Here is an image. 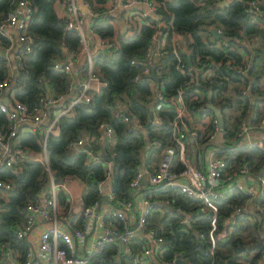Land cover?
Returning <instances> with one entry per match:
<instances>
[{
    "label": "trees",
    "instance_id": "trees-1",
    "mask_svg": "<svg viewBox=\"0 0 264 264\" xmlns=\"http://www.w3.org/2000/svg\"><path fill=\"white\" fill-rule=\"evenodd\" d=\"M15 1L0 0V21L15 8ZM29 1L31 49L20 53L18 60L0 53V96L8 88L11 103L18 101L27 111L34 112L44 96L63 95L68 102L71 82H78L86 75L88 59L84 54L69 72L63 68L65 56L76 55L80 48L77 31L66 28L58 10L65 0ZM87 1L90 28L98 36L114 42L113 46L97 49L92 54L93 71L101 83L92 91L89 101L76 103L72 115L59 118L57 133L47 135L48 167L26 157L21 159L16 172L0 166V178L12 181L7 198H0V241L7 240L15 250L24 252L27 242L17 237L15 230L24 219L26 205L37 201L47 190L50 174L56 183L76 178L83 186L81 209L76 212L69 211L67 194L61 188L57 191L56 213L71 215L70 227L81 224L82 212L88 204L95 201L102 204L107 200L100 184L109 179L115 196L112 202L117 207L138 194L157 203L148 211L147 224L155 227L166 240L162 261L180 255L184 264H260L264 259V188L251 196L228 177L243 166L251 175L264 177V140L261 146H251L234 144L229 139L237 135L243 123L257 127L264 118V0H257L260 10L255 18L246 10L249 0H228L222 5L221 0H153L158 4L160 19L165 22L158 35L164 37L163 45L154 38L158 20L146 18L122 31L118 16L106 11L107 0ZM213 27L221 29V37L212 36ZM173 32L181 38L189 37L184 42L177 41L176 50ZM244 39L246 43L242 42ZM218 40L226 44L217 45ZM8 43L9 39L0 34V50ZM188 56L193 76L177 68L179 61L188 65ZM8 57L14 69L7 80ZM228 61L246 62V73L236 72ZM145 66L149 70L154 67L159 79L142 73ZM207 69L212 73L210 77ZM154 83L168 97L182 89L185 118L197 132L186 143L189 159L192 148L200 150L210 142L208 134L215 115L207 105L209 99L221 109L224 144L216 148V154L224 157L223 176L228 187L215 199V223L218 230L225 229L227 234L215 240L212 250L209 240L212 211L200 210L201 199L188 196L177 187H156L148 181L137 187L130 185L141 168L153 172L161 150L174 144L170 127L174 110L168 102L153 110ZM63 103L50 107V117ZM125 114L132 117L125 121ZM153 114L158 116L156 122H150ZM133 118L139 126H134ZM101 122L112 127V144L106 142ZM8 125L7 116L0 111V127L6 131ZM42 130L43 127L19 131L9 143L12 147L40 150ZM79 138L88 141L91 155L71 146ZM155 140L160 144L153 143ZM105 155L112 157L110 163ZM183 167L175 155L172 169L178 172ZM249 199L253 211L244 210ZM237 207L243 210L236 212ZM188 216L190 223H183ZM110 218L123 229L118 217ZM145 242L133 238L130 251L121 250L114 242L106 243L99 252L89 255L87 264H144L136 262L134 255Z\"/></svg>",
    "mask_w": 264,
    "mask_h": 264
},
{
    "label": "built area",
    "instance_id": "built-area-1",
    "mask_svg": "<svg viewBox=\"0 0 264 264\" xmlns=\"http://www.w3.org/2000/svg\"><path fill=\"white\" fill-rule=\"evenodd\" d=\"M106 11L110 14H115L121 11L123 24L122 31L131 28L137 24V21L143 22L146 18H153L157 23V36L156 40L162 45L164 44V37L159 38L161 33L160 27H165V22L160 19L158 13V4L153 0H107ZM222 1V0H221ZM224 4L228 0H223ZM15 8L0 21V34L9 39V43L1 50L4 51V56H9L12 59L18 60L20 53L29 51L33 38L28 30V22L31 16L32 8L29 0H16ZM259 1L249 0L248 7L253 13V18L257 17L259 9ZM61 16L64 18L66 28L74 29L79 35L80 48L76 55L65 56L63 68L69 72L72 66L77 63L79 57L86 55L88 59V69L86 75L78 82L73 80L71 82L69 93L71 99L65 102V96L59 97L44 96L40 100V106L34 112L27 111L20 102L4 103L0 99V111L5 113L8 118V129L4 131L0 127V166H5L12 171L16 172L20 169V161L22 158H31L39 160L48 167V157L46 152V137L52 132L58 130V120L61 116H70L74 113V105L79 102H87L90 100L92 91L97 89L101 81L97 74L93 71L92 54L96 50H91L89 40L91 37L95 38L97 49H104L113 46L114 42L109 38L98 36L90 28L89 14L90 7L87 0H65L61 4ZM87 22V24H86ZM138 22V23H139ZM16 26L18 29L16 37L12 33V28ZM120 26V25H119ZM218 32L222 31L216 28ZM181 39V35L177 32L172 33V43L176 50V43ZM242 42L246 43L247 40ZM226 42L218 40L217 45ZM21 46V49L19 47ZM0 50V51H1ZM7 58V66L9 74L7 80L13 74V66L11 59ZM245 60V59H244ZM247 61V60H245ZM248 62V61H247ZM232 68L241 74L246 73V62L234 63L228 61ZM56 67L60 64H56ZM177 68L184 73L193 76L191 66L188 64L178 62ZM142 73L149 75L150 70L147 66L142 69ZM207 76L212 73L209 69L206 70ZM98 83L94 88L92 82ZM7 82V81H6ZM215 82H220L215 80ZM4 92V91H3ZM64 102L62 106L54 111L51 116L50 107ZM158 110L162 108L163 103H170L174 110V114L170 121L171 137L174 142L172 145L165 146L160 153L159 162L153 172L141 168L134 176L130 185L139 186L141 178L152 186L156 187H177L186 195L199 198L203 201L200 207L201 211L206 209L212 211L211 228L209 230V240L211 242L212 250L215 240L226 236L225 229L218 230L215 223V216L217 212V205L215 199L221 196L225 191V184L227 179L223 176V168L225 160L222 155L212 152L206 159L205 166L199 168L195 163L186 155V143L188 139L192 140L197 134L196 128H191L185 118L186 106L182 95V89L179 88L173 96H165L159 89V85L153 86V96L151 101ZM13 104V105H12ZM129 117L125 114L123 117L128 121ZM158 116L153 114L150 122H156ZM134 126H139L136 118L132 119ZM43 127V139L41 142L42 148L40 150H33L26 146L12 147L9 139L16 135L19 131L29 130L34 131ZM259 127L264 129V118L259 122ZM100 128L103 130V136L108 143H113V129L106 122H101ZM248 124L243 123L240 130L235 137L230 139L234 144H247L261 146L263 138H252L250 135ZM221 131L216 117L212 119V129L208 134L209 141L213 140L215 136ZM153 143L159 145V141L155 140ZM85 144H89L85 138H79L71 143L73 148L82 149L91 155L90 150L85 148ZM207 145V144H206ZM178 156L180 162L184 165L180 171L172 169L173 158ZM111 161H108L110 163ZM242 174H249L245 166L241 167L238 171H232L231 177L237 188L247 191L251 194L246 187L241 183L238 177ZM253 176V175H252ZM258 182L260 189L264 188V177L253 176ZM101 185V184H100ZM12 188V181L8 178H0V198H7L8 191ZM61 188L66 194L68 192L66 180L61 182H54L50 174V181L45 194L39 196V199L34 202H29L26 205L23 221L17 225L15 233L19 238H24L27 246L24 252L15 250L11 246V242L7 240L0 241V264H87L88 257L92 253L99 252L106 243L114 242L120 249L121 245L124 246V251H130V242L133 238H140L145 240V245L135 253L134 259L136 262L144 264H176L177 256L173 257L170 261H162L161 255L164 251L166 240L158 233L155 227L149 226L148 211L154 205L143 194H138L133 200L121 202L120 207L113 204L112 200L115 196L111 190L106 195L107 200L101 204V201H95L88 204L82 212L81 224L79 226L70 227V217L67 215H57L56 213V196L58 189ZM164 203V202H162ZM246 206L244 207V210ZM243 208L237 207L236 212L242 211ZM247 210V209H246ZM254 210V209H253ZM70 211V210H69ZM249 211V210H248ZM71 212V211H70ZM110 216L118 217L122 224L123 229L111 220ZM40 218L48 222V226L43 229L38 235L37 242L34 243L30 239L32 231L35 227L37 219ZM252 219V217H251ZM232 220V218H230ZM59 222L65 226L60 227ZM183 223L189 224L190 217H185ZM89 239V240H88ZM87 240L90 241L87 245ZM82 248V250H81ZM122 250V249H121Z\"/></svg>",
    "mask_w": 264,
    "mask_h": 264
},
{
    "label": "crops",
    "instance_id": "crops-1",
    "mask_svg": "<svg viewBox=\"0 0 264 264\" xmlns=\"http://www.w3.org/2000/svg\"><path fill=\"white\" fill-rule=\"evenodd\" d=\"M58 10H59V13L61 15V12H62L61 5L58 7ZM116 15L118 16V19H119L120 28H122L123 21H122V19H120L121 11L116 13ZM86 24H87V22H86ZM17 32H18V29H17L16 26H14L12 28V33H13L14 37H16ZM89 45H90V49L92 51L93 50H97L96 41H95L94 37L90 38ZM92 85H93L94 88H96L98 83L96 81H93ZM256 130H260L261 131L259 136H257ZM57 132H58V130H57ZM57 132H55V133H57ZM249 133H250L252 138L260 139V138L264 137V129H262L259 126L251 127ZM223 142H224V133L223 132H219L215 136V138H213V140H211V142H209L207 145H204L200 150H198V149L195 150L194 148H192L191 161L193 163H196V165L199 168H203L205 166L206 159L209 157V155L212 152L215 153L216 152V148L218 146L223 145L224 144ZM237 180H239L241 183H243V185L246 187V189L251 194H253V196L256 195L260 191V186H259L258 182L256 181V179H254V177L251 174H242V175H240L238 177ZM66 184H67V188H68L67 197H68V200H69V203H70V211L71 212H76V211L81 209V204H82L81 194H82L83 186L79 182V180L76 179V178H68V179H66ZM101 189H102L104 194H107L109 192V190H110L109 179H106L105 181H103L101 183ZM246 209L249 210V211H253L254 208H253L251 199H249L247 201ZM47 226H48V222H46L44 220H41L40 218L37 219L35 227H34V229L32 231L31 236H30V239L32 240V242H34V243L37 242L38 235ZM59 226L60 227H64L65 225L62 222H59ZM88 240H87V245H89V243H90V241H88ZM81 250H82V248H81ZM262 261H264V259Z\"/></svg>",
    "mask_w": 264,
    "mask_h": 264
},
{
    "label": "water",
    "instance_id": "water-1",
    "mask_svg": "<svg viewBox=\"0 0 264 264\" xmlns=\"http://www.w3.org/2000/svg\"><path fill=\"white\" fill-rule=\"evenodd\" d=\"M220 4H221V5L224 4V1H223V0L220 1ZM210 31H211L212 36H213L214 38H215V37H217V38H218V37H221V33L218 32L216 28L213 27V28H211ZM0 53H1V54H4V51L1 50ZM188 64L191 65V59H190L189 56H188ZM149 76L152 77V78H154L155 80H158V79H159V77L155 74L154 67H151V70H150ZM7 91H8V88H5V89H4V92H3V93L1 94V96H0V99H1L2 102L8 104V103H10V99H9V97H8V95H7ZM207 105H208V107L214 112V115H215V117H216V119H217L218 126H219L220 130L222 131V130H223V126H224V124H223V119H222V115H221V109H220L218 106L214 105L211 99H209ZM84 146H85V148L88 149V150L91 149V146H90L89 144H85ZM205 148H206V147H205ZM98 154H102V152H101V151H98ZM102 155H104V154H102ZM105 157H106V160H107V161H112V157H111V156H106V155H105ZM144 181H145V178L143 177V178H141L139 184L143 183ZM44 194H45V192H42L40 195L43 196ZM154 204L157 205L156 202H154ZM162 205H163V204H162ZM165 205L168 206V204H165ZM123 248H124V246L121 245V249H122V250H123ZM176 264H184V260L180 257V255L177 256Z\"/></svg>",
    "mask_w": 264,
    "mask_h": 264
},
{
    "label": "rangeland",
    "instance_id": "rangeland-1",
    "mask_svg": "<svg viewBox=\"0 0 264 264\" xmlns=\"http://www.w3.org/2000/svg\"><path fill=\"white\" fill-rule=\"evenodd\" d=\"M188 38H189L188 36L184 35L181 39L178 40V42H180V43H181L182 41L184 42V41L188 40ZM256 132H257V136H259L261 131H260V130H256ZM229 139L232 140V138H229ZM210 142H211V141H210ZM249 174H250V173H249ZM260 264H264V261L260 262Z\"/></svg>",
    "mask_w": 264,
    "mask_h": 264
}]
</instances>
